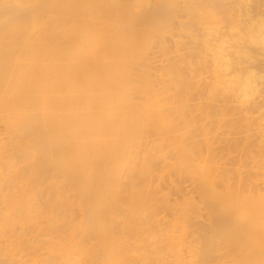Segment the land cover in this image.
I'll return each instance as SVG.
<instances>
[{"label": "bare ground", "instance_id": "bare-ground-1", "mask_svg": "<svg viewBox=\"0 0 264 264\" xmlns=\"http://www.w3.org/2000/svg\"><path fill=\"white\" fill-rule=\"evenodd\" d=\"M210 1L0 0V264H208L240 223L233 264H264V167L233 181L191 109L259 95L264 60L229 78L240 28Z\"/></svg>", "mask_w": 264, "mask_h": 264}, {"label": "rangeland", "instance_id": "rangeland-1", "mask_svg": "<svg viewBox=\"0 0 264 264\" xmlns=\"http://www.w3.org/2000/svg\"><path fill=\"white\" fill-rule=\"evenodd\" d=\"M215 1H218V0H215ZM222 1L226 4V7L227 6L229 7V8L228 7L227 8L229 9L230 15L232 14V16L230 17V20L234 19L232 21H235V26L240 28L239 36H237V39H239L240 44L237 45V46L229 47L230 49L227 48L228 51H226V50L224 51V53L225 52H226V54L229 53L228 55L230 57H232L231 58L232 62H235V63L237 62L236 64L234 63L236 65V67L234 65L233 69H235V70L232 71L231 74H229V78H230L231 75H233V77H234V75H236V73H235L236 69H237V67L240 68L241 65L242 66H241L240 70L237 69L238 72H239L238 75H241V73L245 74V72H241V69H242V71H244L245 69L246 70L247 69L250 70V68L248 66L253 64V62H252V60L248 61V59L246 57H244L245 55L250 54V56L252 55V57L254 56V58H257V59H260V60H264V55H263L264 51L262 49H259V46H257L258 47V49H257V48H255V45L253 46V45L249 44V41L246 40V38H248L247 37L248 34H245V31H244L246 29H252V27H253V25L255 23L264 20V0H254L255 2H253V0H222ZM210 2H214V1L211 0ZM220 7H222V6H219V8ZM227 16H229V15H227ZM5 17H7V16H5ZM8 17H13V16L10 15ZM3 20H2V22H3ZM227 20H228V18H227ZM227 20H225L223 22L222 28H224L226 26V24L230 23L229 20L228 21ZM226 21L228 23H225ZM231 23L229 25H231ZM222 30L223 31L227 30V28H224ZM226 33H228V32L226 31ZM231 41H233V40H231ZM198 49H196V53H198L197 52ZM205 53H203V54L206 55ZM209 56L207 58H209L211 60V58H213V57L212 56L209 57ZM254 58H253V60H255ZM249 62H250V64H249ZM246 64L247 65L249 64V65L244 69L243 65L246 66ZM208 65H210V64H208ZM143 67H140V68H143ZM154 67H155V65L153 67H151V69H149V71L152 70V68L154 69ZM253 67L251 68V70H253ZM257 67H255V69H258L260 71V70L263 69L264 66L263 67L259 66L258 68ZM144 68H143L144 70L148 69V67L147 68L144 67ZM159 68L160 67H157L159 72L156 71V68H155L154 71L156 73H153V74H157V72H158V74H160L161 72L164 71L163 70L164 68H162V67L160 69ZM201 70H198L197 73L194 72V74H196L197 77H195V76L191 77L189 74H193V73H191L193 71L190 72V70H186L185 71L186 79H188L190 82H192L196 78L195 81L197 82L198 81L197 79L199 78V76L205 79L206 78L205 76L208 73H209V75H211V73H210V72H212L211 69H209L208 72H207V69H204V67L202 66ZM258 70H256V71H258ZM154 71L152 70V72H154ZM259 71H258L257 74L258 75L260 74L263 77H261L259 75L261 77V81L258 83V87L257 88H259L260 91H262V93L260 94V91H259V95H260L259 96V95H257L258 92H256L254 95H252L254 99H252V96L250 97L251 101L249 100V98L248 99H244L248 103L249 102L251 103L252 101H254L256 99L255 100L256 102L254 101V102H252V104L249 103L250 105H248L247 102L243 103L242 102L243 100L240 101V98L238 96H237L239 98L238 100H237V98L232 96V97H222V98H218V100H213V102L212 101L210 102V103L213 104V106H211L210 103H207L208 101H210V99H209L207 93H205L207 91L206 90L207 89L206 88L207 84L205 85L206 82L204 80H203L204 81L203 82L202 79H200V78H199V83L201 84L203 82L204 85H205L203 87H202V85L199 86V88L201 89L200 92H202V90L204 89L203 95L201 93L195 94V96H194L195 98L191 102V103H193V104H191V107H193L191 109L194 112L196 111L194 114H196V113L198 114L199 109L203 108V109L200 110L202 114L199 113L198 115H196V119L199 116H200V118H202V119L198 118L200 125L202 124V126H203L204 125L203 122H205L204 119L206 118V115H205L206 113H205L204 110L207 111V113L209 114V118L211 117L210 119H215V124H214V120L213 121L211 120L212 122H210V123L212 125H205L204 127L210 131V137H211L210 138V141H211L210 143L212 144V148L214 150L213 152H214V154H216V158L220 159V163L221 164L225 165L224 163H226V165L224 166L225 167L224 170H225V172L227 171L226 173L229 174L232 177L233 181H235L236 183H238L237 179H238L239 173L241 172V174H242L245 170H247V169L249 170L250 169L249 167L252 165V162L254 163V160L252 162H247V161H251L253 159V158L252 159L250 158L251 155H249V157L245 158L246 156H248V154H249V152L251 150H253L254 152L252 151V152H250V154L254 153L253 155H255V159L258 162L257 164H258V166L260 168V171L258 170L259 174L255 175L256 180H258V178L262 177L261 173L263 172V167H264V164H263L264 157H262V156H264V155L262 153V156H260V154H261L260 150L264 149V125H262V123L264 124V108H263V105L261 103V102L264 101V95H263L264 94L263 93V89H264V70L261 71V73ZM154 78L155 79L157 78L156 75L153 76V79ZM209 79H211V78H209ZM209 79H206V80L208 81ZM192 83H194V82H192ZM261 95H263V96L261 97ZM199 96L200 97L201 96L202 97L206 96V98L205 97L199 98ZM196 97H197V99H196ZM204 98H205V100H208V101H205ZM260 99L263 100V101H261ZM199 100H201V102H199ZM238 101L242 102L243 104L242 103L241 104L237 103ZM195 102H198L197 105H199V103H200L199 108H198V106L196 105ZM202 102H203L202 105H204L206 103H207V105H204V106L201 107V103ZM204 102H206V103H204ZM214 102H216V103L214 104ZM258 103H261V104H259L260 107H259ZM208 104H209V106H208ZM217 106H218V110H217ZM245 106H247V107L245 108ZM255 107H256L257 111L255 110ZM242 108L244 110H242ZM251 108L254 109L256 111V113L252 112L254 110H252ZM194 109H196V110H194ZM220 109L221 110L223 109L222 110L223 112ZM249 109L252 110L250 114L252 115V117L254 116L253 117L254 119L253 120L251 119V120L254 122L253 124H255V125H253L252 123H251L252 125H248L247 124L248 122H246V118H244L246 110H248L247 111V113H248ZM218 113H221L222 115L224 113L225 115L222 117L224 119L218 118V117L222 116L221 114H218ZM243 113H244V115H243ZM250 114L248 113V115H250ZM251 115L249 117H251ZM242 118H243V120L245 119L243 123H241L243 121ZM260 118L263 119V120L259 121V123L262 122L261 123L262 126L259 125V126H261V127L258 128L260 130H258V129L255 130V128L258 127V125L256 124L255 121H258V119L260 120ZM217 119H219V120L216 123ZM222 120H225V122H223ZM220 121H221V123H220ZM219 123L220 124L223 123V124L220 125ZM224 123H227V124H224ZM218 124L220 125V127H219ZM244 125H245V127H244ZM249 126H252V127H249ZM217 127H219L220 129L217 128ZM261 128H262V130H261ZM200 131H199V135H200L199 137L201 138L203 136H202ZM199 137H197V139ZM200 144L202 146L204 145L203 142H201ZM241 152H242L243 156L245 155L243 153L246 152V154H247V155H245L243 157V159L240 157V156H242ZM230 155L233 156V159L231 158ZM244 158H245V160H244ZM221 159H222V161L224 163H222ZM246 159H247V161H246ZM242 160H244V161H242ZM245 161H246L247 164L245 163ZM226 167H227V169H226ZM250 178L253 179V180L255 179L253 177H250ZM249 180L250 179H247L245 181H249ZM246 186L247 185H243V187H246ZM262 193H264V192H262ZM231 223H233V221ZM197 228H198V224L193 222V224L191 226V229H197ZM214 228L218 229L216 226H214ZM246 230H247L246 224L245 223L244 224L240 223V224L231 225L230 227H225L223 230H221V232H223V234H222L223 237L228 236L229 238L232 239L234 237H238L237 234H241L243 232H246ZM231 239H228V240H231ZM212 240H214V241H210L209 245L212 246V247H218V249H214V250H212L209 253V255L207 257V263L208 264H230V261H232L231 264H233V260L235 262H237L239 260V258H240L239 250L237 249V247L233 243L230 244L227 239H226L227 241L224 239L225 241L223 240L221 244L220 243L218 244V242H216L217 240H215V239H212ZM182 253H184V256H187L186 255L187 253L185 251H183Z\"/></svg>", "mask_w": 264, "mask_h": 264}]
</instances>
